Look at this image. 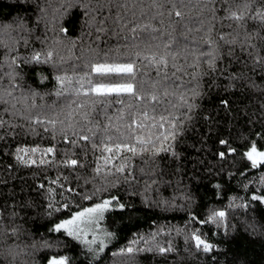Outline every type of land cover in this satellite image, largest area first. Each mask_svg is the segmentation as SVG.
<instances>
[{"label":"snow or ice","instance_id":"6c2138e0","mask_svg":"<svg viewBox=\"0 0 264 264\" xmlns=\"http://www.w3.org/2000/svg\"><path fill=\"white\" fill-rule=\"evenodd\" d=\"M180 3L187 7L184 0ZM195 6L199 26L185 24L183 40H178L173 24L164 27L160 0H152L156 11L151 15L141 9L140 17L132 12L131 19L127 0H11L14 15L0 21V33L6 37L0 39V235L32 237L37 233L25 224L37 228L47 224L46 232L58 238L49 241L40 233L39 241L25 246L32 254L55 248L46 264H72L70 256L60 254L62 246L79 247L86 264H100L109 245L115 249L111 256L121 258L122 264H134L140 253L165 258L175 254L174 264H184L172 239L158 240L165 229L155 219L147 236L136 231L126 243L118 247L113 243L119 242L125 227L135 226L138 209L131 199L139 195L144 206L139 211H186L184 227L175 232L183 236V251L190 261L202 256L205 264H222L223 241L210 240L195 225L223 226L226 236V212L212 210L200 219L190 210L195 203L193 187L206 178L211 183L225 174L229 180L239 177L245 195L231 197L228 207L264 211V0H196ZM173 12L184 18L176 3L168 15ZM158 18L160 27L153 23ZM77 30L78 36H69ZM193 32L202 35L190 38ZM85 36L87 46L81 44L80 56L74 57L77 40ZM113 38L117 43L110 45ZM73 58L79 63L69 70L66 65ZM141 67L154 69L156 78L147 72L138 78ZM50 76L55 82L51 92L33 87L32 82L43 86ZM50 95L57 97L51 105L36 103L38 97L43 101ZM59 101L63 104L58 107ZM113 104L118 106V123L108 116L101 127L94 121L97 106L106 111ZM28 135L47 138L48 146L17 140ZM189 151L195 155L189 156ZM137 157L142 162L138 174L130 163ZM115 160L120 162L114 164ZM92 164L91 175H82L80 170ZM32 166L38 171L40 166L54 168L57 176L50 179L37 171L35 182L27 185L16 173ZM62 168L75 174V187L61 182L69 181ZM253 171L259 175L248 179ZM17 179L22 182L17 184ZM53 185L62 190L59 201ZM161 187L173 188V195H149L158 194ZM213 187L227 190L220 183ZM121 189L129 200L112 194ZM33 211L35 215L30 214ZM114 214L121 220L127 214L128 224L112 219ZM171 232L169 228L167 235ZM18 247L10 246L5 256H12V264Z\"/></svg>","mask_w":264,"mask_h":264},{"label":"trees","instance_id":"16d2710c","mask_svg":"<svg viewBox=\"0 0 264 264\" xmlns=\"http://www.w3.org/2000/svg\"><path fill=\"white\" fill-rule=\"evenodd\" d=\"M161 3L164 4V27L168 28L169 24H173L176 28V36L178 40H183V37L180 36V33L184 31V25L187 24L189 27L195 29L198 25V14H199V7L196 5V0H184V4L187 5V7H183L180 3V0H160ZM237 3H241L242 0H236ZM128 6H129V13L128 17L131 19V13L135 12L137 17H140L141 9L144 10V12L148 15H151L156 10L151 8L152 0H127ZM172 3L177 4V8H179L180 11H182L185 15L184 18L181 19L180 17L175 16V12L172 13L171 16L168 15V9L171 8ZM11 0H0V21L6 20L10 18V14L12 13V9L10 8ZM223 14V13H221ZM153 23L160 27L159 24V18ZM227 23V22H225ZM217 28H219V24H217ZM171 30L170 28L168 29ZM227 31V29H225ZM51 35V33H49ZM79 31L77 30L74 33H70L69 36H78ZM191 35H202V33H195L193 32ZM6 37L3 36L2 33H0V39H4ZM104 39H108L105 37ZM89 42V38L85 36L83 40H77V47L74 49L73 56L78 57L81 54V44L84 46H87ZM67 43V42H66ZM117 41L115 38L111 39L109 41L110 45H115ZM36 47H39V45H35ZM69 47L71 45H68ZM101 47H105L104 45H101ZM2 49H0V53H2ZM61 55L68 56V53L66 50H61ZM181 62H183L181 60ZM73 63H79V61L73 59H70L66 65V67L71 69V65ZM144 64H147V61H144ZM148 73V77L155 79L156 74L154 69L141 67V71L138 73V78H145L144 73ZM46 75L48 73L46 72ZM185 79H188L185 77ZM34 88H38V90L41 93L44 92H51L54 86V80L51 79V76L49 77L48 81L44 82L43 86H40V82L38 80L32 82ZM147 87V85H146ZM57 97L54 95L46 96L43 101L39 99V97L36 99V103L39 104H46L51 105L53 101H56ZM213 102H218L215 100V97H213ZM63 104V101H59L58 107ZM117 105L113 104L110 108H108L106 111L102 105H98L96 112L94 113V121L99 122L101 127H103L105 124L108 123L107 117L112 116L113 117V124L118 123L115 120V114L117 110ZM35 111L33 114L35 115ZM127 123V120L125 121ZM38 132L43 135L42 128L37 129ZM112 134L116 135L115 129H112ZM17 140L21 141V143H26L29 145L34 146V143L41 144L42 147H46L47 145V138L45 140H40L37 137H34L32 135L28 136H20L17 137ZM99 140V136L97 137V141ZM34 142V143H33ZM15 147V145H13ZM97 155H99V152H97ZM130 155V154H129ZM189 156H194L195 152L189 151ZM211 159V157H209ZM88 160L92 161L93 156L92 153L89 152ZM12 162V161H9ZM120 161L115 160L113 161L114 164H118ZM130 163H134L137 167V174H138V168L142 166V162L139 159V157L135 158L134 161H130ZM95 165L92 164L87 170H80L82 175H91V168ZM188 167H191L189 164ZM63 171V175L69 176V181H63L61 178V182L65 184V187L69 186V183L72 184L73 187H75V174H69V171L66 169H61ZM243 170V169H241ZM37 166H32L29 169L21 168L20 171L16 173L17 177H22L24 181L27 182V185L33 184L35 181L33 180V173L37 172ZM234 171V169H233ZM43 173V175L48 176L50 179H55L57 176V170L56 169H45L43 166L39 167L38 174ZM259 173L256 171L252 172V175L248 176V179H251L252 176H258ZM17 184H20L22 181L20 179H17L15 181ZM41 182L45 183V188L48 187V183L46 180L43 179V176H41ZM101 181L99 178H97V184H99ZM244 182H247L246 180ZM82 183V181H81ZM185 183H188L187 180H185ZM220 183L223 188L227 189L226 191H220L213 187L214 184ZM56 189V195L55 199L57 201L60 200V192L62 191L59 188V185H53ZM89 189H91V185L88 186ZM127 187V186H125ZM251 188H255V184L250 185ZM173 188H160V192L157 194L156 192H150L149 195L152 198H160V197H170L173 195ZM220 192L219 195H217V192ZM193 193H194V200L195 203L191 205L190 210L198 215L200 219H206L207 215L212 210H225L226 212V224H227V235L225 236V229L223 226H221L219 229H217L216 225H195V227L201 228L202 232L207 234L208 238L213 241H223L220 244L219 250L223 253L219 257L222 264H239L240 261H245L246 264H264V211H256L255 213L249 209L245 210L241 207H228L229 200L233 196H244L245 191L244 189L239 185V177L237 179L229 180L228 176L225 174L222 178L218 177L216 179H212L211 183L208 182V179L201 181L198 184H195L193 187ZM66 194V193H65ZM113 195H120L122 200H129V194L124 192L123 189H121L119 192L116 190H112ZM250 195V193L248 194ZM37 200H41L42 197H35ZM79 203L80 201L77 200ZM131 202L137 207L138 211L135 214L136 219L134 221L135 226H132L129 230V228L125 227L123 231L120 233L119 242L117 243L114 241L113 243L117 244V247L120 244L126 243V238H131V234L133 232L139 231L145 236L148 235L149 231L154 230L150 229L149 225L152 223V220H157V226H163L165 229V234H162L160 237H158V240L161 243H166L168 239H172L173 243L178 246L180 249V255L185 257L184 264H197V261L200 262V264H205L204 258L197 257L196 260H189L187 258L186 253L183 251V236H177L175 232L176 227L183 228L184 222L187 219V213L186 211H169V212H161L159 209H145L144 211H139V209L143 208L144 206L140 204V197L137 195L135 198L131 199ZM87 203V202H85ZM237 205L240 204L239 200H236L235 202ZM116 213L119 212V210H115ZM31 215H35V212L33 211L30 213ZM112 219L116 220L118 223H121L122 225H127V214H125V217L123 220H121V217L118 214H114ZM39 223H44V221H40ZM106 223V222H105ZM250 225L254 226L256 231L253 232L252 228L249 227ZM48 225L45 224V227H35L31 224H25V228H31V230L34 233H37L36 235L29 237L28 235L22 234L19 239H16L14 237L5 238L4 236L0 235V264H12V256L7 255V259H5L6 254L9 252L10 246L14 247L15 245H19L18 248H15V252L19 253L15 257V264H46V257L50 256L52 254H55L56 249H40L39 251L32 254V249L30 247L31 243L33 242V239L39 241L41 239L40 233L43 234L44 239H48L49 241L55 240L58 237L56 234L49 235L46 232V227ZM169 228H172L171 236L167 235V231ZM218 233V235H214ZM115 249L109 245V247L106 249L108 252V255L104 257L103 260L100 261V264H122L121 258H114L111 256V252ZM60 254L62 255H68L71 257L72 264H86L85 257L81 254V250L79 247H72L69 249H64L63 246L61 247ZM178 259V257L175 254H170L169 256L161 257L159 255H156L154 253H140L136 256L134 264H174V262Z\"/></svg>","mask_w":264,"mask_h":264}]
</instances>
